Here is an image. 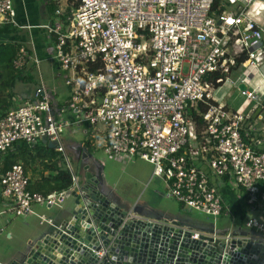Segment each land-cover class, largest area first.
<instances>
[{
  "label": "built area",
  "instance_id": "obj_1",
  "mask_svg": "<svg viewBox=\"0 0 264 264\" xmlns=\"http://www.w3.org/2000/svg\"><path fill=\"white\" fill-rule=\"evenodd\" d=\"M76 4L70 14L58 11L54 24L34 27L56 44L48 59L64 74L69 100L58 103L42 80L31 96L0 119V154L22 144H53L64 155L62 167L70 171L72 187L48 195L32 192L22 165L0 170L8 213L27 217L36 215V205L62 208L70 192L81 190L82 179L70 164L62 136L87 126L108 155L153 165V178L165 184L167 198L183 207L220 219L226 202L216 180L231 178L256 214L246 223L252 234L215 226L194 230L175 219L148 218L138 205L127 211L124 222L190 230L193 240L212 239L208 245L253 237L264 242V136L253 135L258 127L264 133V0ZM8 27L20 28L14 0H0V30ZM30 45L19 49L15 71L41 65L35 44ZM240 71L241 77L233 80ZM225 84L244 98L236 110L215 96ZM241 85L246 90H240ZM38 218L41 223L47 220L44 215Z\"/></svg>",
  "mask_w": 264,
  "mask_h": 264
},
{
  "label": "water",
  "instance_id": "obj_2",
  "mask_svg": "<svg viewBox=\"0 0 264 264\" xmlns=\"http://www.w3.org/2000/svg\"><path fill=\"white\" fill-rule=\"evenodd\" d=\"M75 152L85 172L81 190L75 188L66 196L67 205L40 222L43 234L29 240L26 250L10 261L13 264H264V242L254 237L208 245L212 239L193 240L190 230L124 222L131 208L115 200L103 166L82 145Z\"/></svg>",
  "mask_w": 264,
  "mask_h": 264
},
{
  "label": "rangeland",
  "instance_id": "obj_3",
  "mask_svg": "<svg viewBox=\"0 0 264 264\" xmlns=\"http://www.w3.org/2000/svg\"><path fill=\"white\" fill-rule=\"evenodd\" d=\"M74 1L76 2V0ZM32 77L34 79L33 84H19V86L22 85L23 93H32L43 80L45 86L56 94L57 102L64 103L69 99L70 91L65 86L64 74L58 70L57 63L54 60L42 61L39 68L36 67L33 69ZM238 77H241V71L233 76V80H237ZM215 96L219 101L227 103L235 109H238L244 103V98L240 92L229 84L218 88ZM249 107V103L245 104L242 110L248 109ZM89 130L91 131V129ZM78 131L73 134L68 130L63 134L62 139L65 142L67 141V143L88 144L87 148L89 149L90 155L96 162L103 166L105 181L113 190L115 200L122 206L132 208L138 203H141L149 207L153 213L161 212L180 219L183 218L184 220L189 219L212 223L211 218H208L201 212L183 208L182 204L176 199L157 198L158 192H164V186L157 179H153V165L139 158L132 159L128 162L110 156L103 150L102 142L98 138L93 139L92 142L94 145H89L88 136L84 135L80 130ZM97 142H101L100 145ZM41 145H38V148H40L39 152L41 151ZM66 155L69 158L75 174L80 179H84L85 172L83 171L82 160H77L68 148H66ZM59 156L63 158L61 159L63 162L65 160L64 155L60 154ZM60 164L62 165V163ZM19 165L24 166L21 162H19ZM34 166L37 167L36 164ZM40 167L41 165L37 168L39 169ZM203 169L208 171L206 166ZM68 202L69 200L65 205ZM8 209V205L0 206V212H6L5 215H0V264L7 263L21 255L26 250L29 240L37 238L44 232V228L41 227L37 217H18L8 213ZM35 212L40 215L55 216L59 212V208L55 207L52 210L47 209L45 211L40 206H36ZM248 213L250 214V212ZM231 218H233V215H231ZM244 223L236 221V225H244ZM229 224L232 225L231 221L227 220L223 225L219 226L225 227L229 226ZM9 235L11 238H8Z\"/></svg>",
  "mask_w": 264,
  "mask_h": 264
},
{
  "label": "crops",
  "instance_id": "obj_4",
  "mask_svg": "<svg viewBox=\"0 0 264 264\" xmlns=\"http://www.w3.org/2000/svg\"><path fill=\"white\" fill-rule=\"evenodd\" d=\"M75 7H76V2L74 0H14V8H15L16 13H17V21L20 25V28L10 27L12 32L0 33V45L2 43L3 44H16V45L17 44H25L26 46L29 47V46H31L30 43L33 42L35 44L36 54H37L38 58L40 59V62L42 63V61H44V60H49L48 59L49 58L48 51H50L52 48H54L56 44L53 41V39H50L45 34L44 31L34 29V27L41 26V25L54 24L55 22H57L59 20V16L57 15L58 11H61V12L66 13V14H70L72 11L75 10ZM263 71H264V68H263ZM19 84H22V83L17 84L16 89H15V93H14L15 95H14V97L11 98L12 102H14V107L11 108V110L14 109L18 103L22 102L28 96H31L34 92L33 91L32 93H26V92L23 93L24 91L22 90V85L19 86ZM0 85H1V81H0ZM239 89H240V87H239ZM10 94H11L10 90H7L5 87H3L2 89L0 88V109L3 108L2 104H5V100L6 99L9 100ZM219 102L229 106L232 109H235L234 107H231L227 103H223L221 101H219ZM58 103H60V102H58ZM60 104L62 105L63 103H60ZM255 119L256 118L254 117V121H255ZM258 129H259V131L253 135L260 138V137L264 136V133L259 127H258ZM78 130H80V132H82L84 135L88 136L87 138L89 141V145H94L92 142L93 139L91 138V131L89 129L83 127V128L78 129ZM78 130H77V132H79ZM39 144H41V143H39ZM64 144H65V147L68 148V150L75 155L76 159L79 160V158L75 152V149H76V147H78V145H81V144L70 143V142L67 143V141L66 142L64 141ZM97 144H98V142H97ZM87 146H88L87 143L86 144L82 143V147L89 151ZM36 154L37 153L35 152L34 155H36ZM19 155H20V152L18 150H16L14 152V156L16 157L15 158L16 162L18 164H19V162H21V164H24V162L22 160L18 159ZM43 155H45V154H43ZM57 155H59V154H57ZM5 157H7V156H5ZM3 158H4V156H3ZM52 160H54V159L52 158ZM2 161H3V159L0 160V164L2 163ZM45 161H47V160H45ZM41 163L42 162L40 160H38V161L34 162V165L36 164V166L38 167L41 165ZM61 163L63 164L64 161ZM34 165L32 167H27L26 171H25V172H27V176H29V178H30L32 190H36L39 187V185L42 183L41 182L42 178H45V177L47 178L50 175V173L48 171H44L42 169L43 168L42 165L39 169L37 167H35ZM50 165H52V164H50ZM5 169H6V166H4V165L0 166L1 171L4 172ZM157 180L159 181V183L163 184V186H164V192L163 193L158 192L157 198H159V199L167 198L165 184L161 180H159V179H157ZM216 182H217V186L220 189V191L224 197V200L226 202V211L224 212V214L222 215V217L220 219L215 220V221L212 219V223L194 221V220H189V219L184 220L183 218L180 219L178 217H174L172 215H168V214L161 213V212L160 213H155V212L153 213L149 207L144 206L141 203H138L137 205L140 207V209H142V211H144V213L149 215V217H155L156 218V216H157L159 218L175 219V220H178L181 224H183V225L187 224L190 227L195 228L197 230L208 231V230L213 229L215 226V227H217L218 230H221V231H231V232L236 233V234H243V233L244 234H252V232L246 228V223L249 219L255 217L256 214L251 212V210L249 209V207L246 203V200H247L246 193L242 189L237 187L231 178L218 179V180H216ZM40 193H42V192H40ZM4 205H8V202L3 200L2 196H1V192H0V206L2 207ZM36 206H38V205H36ZM36 206L33 207L34 212H35ZM40 207L45 209V211L48 209L47 207H44V206H40ZM183 208H185V207H183ZM248 212H250V214H252V216H250V214ZM231 215H233V218H231ZM29 216H35L38 218V216H43V215L36 213V215H29ZM29 216H27V217H29ZM46 217H49V216H46ZM227 220H230L232 225L229 224V226H225V227L219 226V225H223V223ZM236 221L237 222L241 221V222H245V223H244V225H240V224L236 225ZM8 238H11V236L9 235Z\"/></svg>",
  "mask_w": 264,
  "mask_h": 264
},
{
  "label": "trees",
  "instance_id": "obj_5",
  "mask_svg": "<svg viewBox=\"0 0 264 264\" xmlns=\"http://www.w3.org/2000/svg\"><path fill=\"white\" fill-rule=\"evenodd\" d=\"M220 2H217L214 10L219 8ZM78 4H76V7ZM4 32H12L11 28H5L0 30V33ZM27 47L25 44H1L0 45V88L5 87L7 90L11 91L9 95V100H5V104H2L3 108L0 109V119H3L6 114L14 107V102H12L11 98L14 97L15 89L18 83H22L24 85H30L34 83V79L32 77V71L34 69L31 66L29 69H26L24 72H17L14 69L13 63L16 59L17 53L21 47ZM28 48V47H27ZM29 49V48H28ZM86 128H89L86 126ZM41 151L39 152L38 145L35 146H26V145H18L16 146L14 151L8 152L6 154H0V160L3 159L0 166H6L5 171L12 168V166L18 164L15 160L14 152L18 150L20 155L18 159L22 160L26 167H24L25 171L27 167H32L34 162L40 160L42 163L44 171H48L50 173L49 177L42 178L41 184L36 190H32L31 181L29 190L32 192H42L45 195L51 193H61L64 191H68L72 187V176L69 170L63 168L61 166V158L58 157L56 151L50 149L48 145L41 143ZM37 153L34 155V153ZM45 154V155H43ZM60 155V154H59ZM4 156V158H3ZM7 156V157H5ZM52 158L54 160H52ZM59 158V159H58ZM47 160V161H45ZM52 164V165H50ZM27 174V172H26Z\"/></svg>",
  "mask_w": 264,
  "mask_h": 264
},
{
  "label": "clouds",
  "instance_id": "obj_6",
  "mask_svg": "<svg viewBox=\"0 0 264 264\" xmlns=\"http://www.w3.org/2000/svg\"><path fill=\"white\" fill-rule=\"evenodd\" d=\"M76 9V8H75ZM54 150V149H53ZM55 151V150H54ZM64 161V160H63ZM17 165V164H16Z\"/></svg>",
  "mask_w": 264,
  "mask_h": 264
}]
</instances>
